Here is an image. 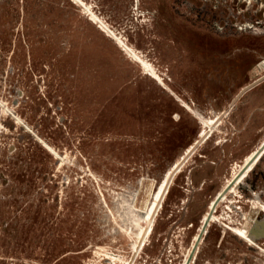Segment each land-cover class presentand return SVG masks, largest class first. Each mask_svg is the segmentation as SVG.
Listing matches in <instances>:
<instances>
[{"label": "rangeland", "instance_id": "obj_1", "mask_svg": "<svg viewBox=\"0 0 264 264\" xmlns=\"http://www.w3.org/2000/svg\"><path fill=\"white\" fill-rule=\"evenodd\" d=\"M262 63L264 0H0V264H264Z\"/></svg>", "mask_w": 264, "mask_h": 264}, {"label": "bare ground", "instance_id": "obj_2", "mask_svg": "<svg viewBox=\"0 0 264 264\" xmlns=\"http://www.w3.org/2000/svg\"><path fill=\"white\" fill-rule=\"evenodd\" d=\"M101 24V22H99ZM103 24V23H102ZM102 26V25H101ZM104 29H107V27H105V25L103 24ZM262 68H264V63H262ZM264 77V73L261 74L259 77L253 79L250 83L242 86L239 91L238 94L235 95V101L234 103H236V101L238 100V95L241 91H244V89L250 85H252L254 82L258 81L260 78ZM260 84V83H259ZM210 125H204L203 131H201V134L198 136V138L192 143L190 144L185 151L176 159L175 163L172 165V167L169 169V171L166 174V177L163 180V183L161 185V188L159 189V192L156 195V200L152 206V209L148 215V217L145 219V226H143L140 236L139 237H143V235L145 234V232L149 229L147 228L148 223H151L150 227H152L153 225V218L155 216V213L157 212V207L158 204L161 202V200L163 199L165 193L167 192V189L172 181V179L174 178V176L176 175L177 172L181 171V168L183 167V165L185 164V162L187 161L188 157L191 155V153L194 151L195 146L199 144V142L201 143V141L203 140L204 136L206 135V133L209 131ZM264 151V141L259 145V147L246 159V161L236 170L234 171L232 177L228 180L227 184L222 188V190L218 193L217 197L215 198V200L213 201V203L209 206V209L205 215V218L203 219V224L206 222L209 223V218H212L213 212L212 209H214L215 205L222 199L225 198L226 194L229 192H227L225 194V192L227 191L228 188H230V186H232L233 184L236 185L237 183L241 182L243 180V178L245 176L248 175L251 167L253 166V164L258 161L261 157V154ZM235 187V186H234ZM233 189V187H232ZM231 191V190H230ZM224 197V198H223ZM220 199V200H218ZM197 240H199L201 242V237L200 235L198 236V238H196ZM196 242V241H195ZM136 247V246H135ZM194 247V246H193ZM192 250L190 251V253H192ZM189 253V254H190ZM125 264H130L129 261H126Z\"/></svg>", "mask_w": 264, "mask_h": 264}, {"label": "water", "instance_id": "obj_3", "mask_svg": "<svg viewBox=\"0 0 264 264\" xmlns=\"http://www.w3.org/2000/svg\"><path fill=\"white\" fill-rule=\"evenodd\" d=\"M262 81H264V77L260 78L258 81L254 82L252 85L246 87V88L244 89V91H241V92L239 93L237 99H239L244 93H246L248 90H250V89H252L253 87H255L256 85H258V84L261 83ZM234 101H235V100H234ZM234 101H233V102H234ZM199 145H200V142H199L198 145L195 146V149H194V151L191 153V155L195 152V150L197 149V147H198ZM191 155H190V156H191ZM190 156H189V157H190ZM189 157H188V159H189ZM188 159H187V160H188ZM230 188H231V186H230ZM230 188L227 189V191L225 192V194L229 191ZM218 200H220V199H218ZM209 219H210V218H209ZM207 223H208V222H206V224H207Z\"/></svg>", "mask_w": 264, "mask_h": 264}]
</instances>
